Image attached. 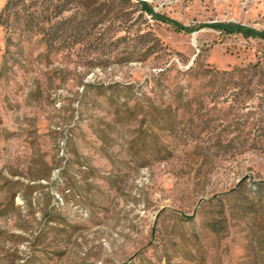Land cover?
Instances as JSON below:
<instances>
[{
	"label": "rangeland",
	"instance_id": "1",
	"mask_svg": "<svg viewBox=\"0 0 264 264\" xmlns=\"http://www.w3.org/2000/svg\"><path fill=\"white\" fill-rule=\"evenodd\" d=\"M218 22L264 0H0V264H264V38Z\"/></svg>",
	"mask_w": 264,
	"mask_h": 264
},
{
	"label": "trees",
	"instance_id": "2",
	"mask_svg": "<svg viewBox=\"0 0 264 264\" xmlns=\"http://www.w3.org/2000/svg\"><path fill=\"white\" fill-rule=\"evenodd\" d=\"M142 5V9L147 12L148 14H150L154 19L156 20H160L163 22H167L170 23L177 31H181V32H190L191 28L184 26L182 23L168 17L165 16L164 14H160L154 11V9L152 8V6L150 4H148L147 2L142 1L141 2ZM201 26H211L216 28L217 30L223 32V33H234V32H238V33H242L244 36H259L264 38V33L263 32H259L256 31L254 29L251 28H246L243 25H240L238 23H234V22H218V23H214V24H202Z\"/></svg>",
	"mask_w": 264,
	"mask_h": 264
}]
</instances>
